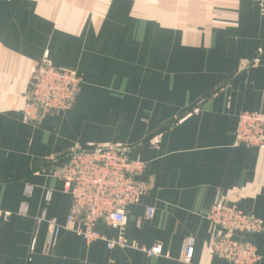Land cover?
<instances>
[{
  "label": "crops",
  "instance_id": "obj_1",
  "mask_svg": "<svg viewBox=\"0 0 264 264\" xmlns=\"http://www.w3.org/2000/svg\"><path fill=\"white\" fill-rule=\"evenodd\" d=\"M262 2L0 0V264H232L207 254V215L227 197L264 221V149L234 142L239 114L264 112ZM41 61L82 83L70 109L27 122L25 85ZM112 144L144 164L135 180L148 191L121 229L96 224L126 240L107 249L77 235L78 223L63 227L71 196L54 162ZM50 220L61 226L53 245ZM234 237L264 264V232ZM156 244L160 254L143 250Z\"/></svg>",
  "mask_w": 264,
  "mask_h": 264
},
{
  "label": "built area",
  "instance_id": "obj_2",
  "mask_svg": "<svg viewBox=\"0 0 264 264\" xmlns=\"http://www.w3.org/2000/svg\"><path fill=\"white\" fill-rule=\"evenodd\" d=\"M264 8V0L262 2ZM82 83V76L74 70L54 67L44 61L36 65L26 82L23 97L24 119L34 122L40 117L72 107ZM236 145L264 149V112H242L238 116L234 132ZM55 174L62 181V191L71 196V207L64 228L71 229L87 243L101 239L107 249L126 246L119 234L114 239L101 235L95 226L103 222L106 226L121 229L126 224L125 207L137 203L148 191V185L138 183L135 176L144 168L139 161L129 159L121 144L91 148L76 147L55 158ZM32 188L26 187L30 195ZM50 194L47 195V200ZM20 213H26L23 205ZM154 208L147 206L146 219H152ZM210 234L206 242L208 255L228 260L232 264H256L259 257L254 245L243 242L234 234H259L264 232V221L253 214L242 211L228 201L227 197L214 200L207 215ZM47 244L56 243L61 226L49 221ZM194 239L188 237L182 246L181 260L190 262ZM148 254H160L156 244L143 249Z\"/></svg>",
  "mask_w": 264,
  "mask_h": 264
},
{
  "label": "rangeland",
  "instance_id": "obj_3",
  "mask_svg": "<svg viewBox=\"0 0 264 264\" xmlns=\"http://www.w3.org/2000/svg\"><path fill=\"white\" fill-rule=\"evenodd\" d=\"M82 147V146H81ZM84 148H90V147H85V146H83Z\"/></svg>",
  "mask_w": 264,
  "mask_h": 264
}]
</instances>
